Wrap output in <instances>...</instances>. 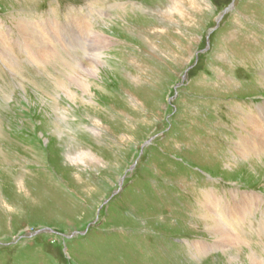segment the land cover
Here are the masks:
<instances>
[{"label": "rangeland", "instance_id": "rangeland-1", "mask_svg": "<svg viewBox=\"0 0 264 264\" xmlns=\"http://www.w3.org/2000/svg\"><path fill=\"white\" fill-rule=\"evenodd\" d=\"M263 125L264 0H0V264H264Z\"/></svg>", "mask_w": 264, "mask_h": 264}, {"label": "bare ground", "instance_id": "bare-ground-1", "mask_svg": "<svg viewBox=\"0 0 264 264\" xmlns=\"http://www.w3.org/2000/svg\"><path fill=\"white\" fill-rule=\"evenodd\" d=\"M175 2V1H174ZM177 3V2H176ZM175 4V3H174ZM179 4V3H178ZM177 5V4H176ZM195 7V6H194ZM190 8V7H189ZM196 8V7H195ZM172 9V8H171ZM174 9V8H173ZM15 11V10H14ZM172 11V10H171ZM182 11V10H181ZM84 12V11H83ZM178 13V12H177ZM182 13V12H181ZM162 14V13H161ZM168 18V17H167ZM82 19V18H81ZM16 22V21H15ZM88 25V24H87ZM29 28V27H28ZM36 28V27H35ZM51 29V28H50ZM56 29V28H55ZM96 32V31H95ZM100 33V32H99ZM97 37H101L102 38V35H98L97 34ZM89 38V37H88ZM59 39V38H58ZM103 39L104 40H102V42L104 41H106L107 42V38L106 37H103ZM100 40V39H99ZM143 40V39H142ZM8 41V40H7ZM10 41V40H9ZM81 41V40H80ZM105 42V43H106ZM96 44V43H95ZM127 44V43H126ZM111 47V46H110ZM63 49H64V47H63ZM104 49V48H103ZM105 50V49H104ZM75 55V54H74ZM93 55H94V53H93ZM102 56V54H100L99 52L98 53H96V55H95V59H97V64H99V63H101V59H100V57ZM105 56V55H104ZM103 59V58H102ZM92 61V60H91ZM87 62V61H86ZM89 62V61H88ZM95 63H93L92 64V67H90L89 69H87L90 73H93V74H95L96 73V71L98 70L96 67H95V65H94ZM75 66V65H74ZM85 67V66H84ZM99 68V67H98ZM108 70V69H107ZM83 72V71H82ZM81 72V73H82ZM77 78V77H76ZM73 80V82L74 83H76L77 84V86H79L80 87V89L83 91V92H89V87H90V84H89V82H87V81H85V80H83L82 78H80V79H72ZM234 85V84H233ZM80 90V91H81ZM64 93H66V95H67V97L69 98V99H74V97H75V94L71 91V90H69L68 88H66V90H65V92ZM69 102H70V100H68ZM86 104V103H85ZM56 105V104H55ZM93 106V105H92ZM237 110V109H236ZM250 112V111H249ZM256 112V111H255ZM252 114V113H251ZM261 114V113H260ZM107 115V114H106ZM241 116V115H240ZM256 116V115H255ZM263 116V115H262ZM254 116H252V118H253ZM243 118V117H242ZM245 118V117H244ZM261 118V117H260ZM249 119V118H248ZM260 121V120H259ZM55 123V122H54ZM252 123V122H251ZM250 123V124H251ZM56 126V125H55ZM253 126V125H252ZM259 126V125H258ZM264 126V125H263ZM100 127V126H99ZM237 127V126H236ZM257 127V126H256ZM242 128V127H241ZM243 129V128H242ZM260 130V129H259ZM91 131V130H90ZM240 131V130H239ZM263 131V130H262ZM247 133H249V132H247ZM255 133V132H254ZM243 134V133H242ZM256 135H258V136H260V137H262L263 138V136H264V134H262V132H256L255 133ZM96 136V135H95ZM244 136V135H243ZM252 136V135H251ZM247 138V137H246ZM241 140V139H240ZM259 140V139H258ZM263 141V140H262ZM254 142V141H253ZM238 144H240V143H238ZM259 145V144H258ZM254 146V145H253ZM247 147V146H246ZM239 149V148H238ZM253 149V148H252ZM250 151V150H249ZM254 152V151H253ZM255 155V154H254ZM68 157H69V159L72 161V162H81L82 163V161L84 160L83 158H85L87 161H90V162H96L97 161V157L95 156V154L94 153H92L91 151H78L77 152V154L76 155H72V156H69L68 155ZM240 158V157H239ZM68 160V159H67ZM87 164V163H86ZM85 166V165H84ZM42 188H43V186H42ZM257 192V191H256ZM253 194V193H252ZM246 199V198H245ZM252 199V198H251ZM251 201V200H250ZM247 203L249 204V202H248V200H247ZM205 204V203H204ZM226 206V205H225ZM243 206V205H242ZM217 210V209H216ZM220 213V212H219ZM218 214V213H217ZM225 216V215H224ZM218 219L220 220V223H223L224 224V221H226V219L225 218H223V216H218ZM228 222V221H227ZM226 223V222H225ZM215 224V223H214ZM204 225V224H203ZM214 231L213 233L216 235V240H215V242L213 243V244H215V248L216 249H219V248H223L226 244H227V242H228V236L226 235V236H223V234L222 233H220V228L217 226H212L211 225V227H210V230L209 231ZM222 232H224V231H222ZM212 234V233H211ZM211 236V235H210ZM225 237V238H224ZM215 239V238H214ZM194 247V249H195V251H198V252H201L200 250H202V252L203 251H206V250H208L209 249V247H208V245H206V244H201V245H198V244H194L193 245ZM253 253V252H252ZM198 254V253H197ZM231 257V256H230ZM238 257V256H237ZM236 257V258H237ZM239 258V257H238ZM248 258V257H247ZM237 260H239V259H237ZM257 261L258 262H261V260L260 259H257ZM262 262H264V260H262ZM250 263V262H249ZM255 263V262H254ZM253 263V264H254Z\"/></svg>", "mask_w": 264, "mask_h": 264}, {"label": "water", "instance_id": "water-1", "mask_svg": "<svg viewBox=\"0 0 264 264\" xmlns=\"http://www.w3.org/2000/svg\"><path fill=\"white\" fill-rule=\"evenodd\" d=\"M45 230H48V231H50V232H53L52 230H50V229H45ZM45 230L43 229V230H41V232H45ZM36 234V233H35Z\"/></svg>", "mask_w": 264, "mask_h": 264}]
</instances>
